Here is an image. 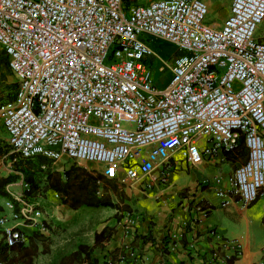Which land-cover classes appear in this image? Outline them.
Listing matches in <instances>:
<instances>
[{
	"label": "built area",
	"instance_id": "2783aa9c",
	"mask_svg": "<svg viewBox=\"0 0 264 264\" xmlns=\"http://www.w3.org/2000/svg\"><path fill=\"white\" fill-rule=\"evenodd\" d=\"M130 1L0 0V50L17 83L0 105L12 153L98 165L104 178L134 183L175 155L198 165L242 138L247 160L215 196L220 208L232 197L249 206L264 195V43L254 37L264 0H232L218 30L204 24L200 0ZM148 39L179 54L163 59ZM157 72L168 75L155 81ZM16 200L0 216L8 246L24 241L9 220L41 218L38 202ZM229 249L220 263L238 257L237 243Z\"/></svg>",
	"mask_w": 264,
	"mask_h": 264
},
{
	"label": "crops",
	"instance_id": "0c3cea01",
	"mask_svg": "<svg viewBox=\"0 0 264 264\" xmlns=\"http://www.w3.org/2000/svg\"><path fill=\"white\" fill-rule=\"evenodd\" d=\"M153 1L156 0H131L128 5L145 6ZM200 1L207 7L204 24L213 30L220 29L230 14L232 0ZM262 28H258L254 37L264 43ZM15 84L17 88L16 80ZM16 88L10 94V100L7 95L1 96L0 105L14 101ZM204 146L206 142L201 141L200 147ZM247 154L243 144L232 152L219 150L198 165H190L180 155H175L168 165L158 167L140 181L111 180L113 185H105L104 190L115 207L93 210L94 213L110 211L108 219L95 221V224L94 221H87L74 233L85 231L82 240L92 246L95 232L99 233L105 227L115 228L111 239L93 250L99 264H217L222 256L233 253L229 246L234 242L240 249L234 264H264V195L246 207L238 198L232 197L226 208L219 207L215 196L218 190H230L234 171L246 162ZM83 167L88 171L93 169L102 176L101 166ZM55 170L63 171L59 168ZM124 182L130 189H124L129 202L124 200L121 204L117 193L119 184ZM101 190H98L100 196L104 194ZM123 205L131 211L124 212V220L121 221L117 213ZM59 210L66 214L67 224L73 223L76 216L82 213V209L75 211L61 203ZM128 218L134 220L133 224L127 223ZM8 226H16L23 232L27 228L12 222ZM88 236L89 240L86 239ZM165 248L167 252L162 253Z\"/></svg>",
	"mask_w": 264,
	"mask_h": 264
},
{
	"label": "trees",
	"instance_id": "16d2710c",
	"mask_svg": "<svg viewBox=\"0 0 264 264\" xmlns=\"http://www.w3.org/2000/svg\"><path fill=\"white\" fill-rule=\"evenodd\" d=\"M1 53L0 66L9 70L8 58L4 52ZM7 97L10 100L12 95H7ZM243 144V139L240 138L237 146L232 151L237 150ZM10 153L11 148L0 139V161L4 163L11 161L12 163L11 170H0V199L10 202L15 210L19 206L16 198L32 204L44 198L46 192H53L58 196L62 205L75 211L81 208L105 209L115 207L110 197L105 195L104 190L105 185L111 186L113 181L105 180L103 176L95 175L75 163L70 164L67 169L60 173L51 170L50 165H48L50 161L47 164L46 161L48 160L43 157L29 160L21 159L17 162L13 161L14 155ZM41 159L42 162L37 168L32 167L35 164L34 161ZM45 165V168L41 167ZM100 188L104 191L101 196L98 195ZM112 190L116 192L114 187H112ZM1 213L2 208L0 207ZM55 226V228L60 227L58 224ZM20 231L24 236V241L14 246L7 245L6 238L0 231V264H35L34 259L39 254L40 246L42 247L41 253L48 255V260L43 264H99L93 256V250L102 247L115 234V228L105 227L101 232L93 234V245L89 246L82 240L85 231L79 230L67 236L66 240L54 252H51L46 245L47 239L43 233L37 231L31 235H26L22 230ZM167 245L168 242H166ZM166 252V248L162 250V253ZM234 261L235 258L230 257V259L217 264H234Z\"/></svg>",
	"mask_w": 264,
	"mask_h": 264
},
{
	"label": "rangeland",
	"instance_id": "374dc122",
	"mask_svg": "<svg viewBox=\"0 0 264 264\" xmlns=\"http://www.w3.org/2000/svg\"><path fill=\"white\" fill-rule=\"evenodd\" d=\"M264 22L262 23V25H260L259 27H263L261 29V32H264ZM258 27V28H259ZM258 28L256 30V34L258 33ZM260 32V33H261ZM148 45L149 47L152 49V51L157 54L159 57L163 58V59H169L172 55H178L179 53L176 52V49L171 45L168 44L166 42L160 41V40H150L148 39ZM2 51L0 50V57H2ZM157 75H155L154 80L158 81L159 76H166L168 75L167 72L161 74L159 72L156 73ZM161 88V86H160ZM15 90V79L14 77L10 74L9 70L5 67H1L0 66V100L3 96L5 95H10L12 92H14ZM2 96V97H1ZM0 137L2 138V142L5 145L7 144V140H6V135L3 131L1 122H0ZM14 155V159L13 161H20L21 159L19 158V156L15 153H11ZM42 162L41 160H36L34 161L35 164L32 165V167L37 168L38 165H40V163ZM49 162L46 161V163ZM32 163V162H31ZM50 169L51 170H55V169H61L64 170L66 167L70 166L69 162H66L64 160H60L57 162H53L50 161ZM79 166L83 167L86 166L90 169V167H92L91 164H86V163H79ZM42 168H45V166H41ZM12 168V163L11 161H6L5 163L3 161H0V170H11ZM57 171V170H56ZM91 172H93L96 175V171L93 169H90ZM119 193H117V197H118V201H120V203L122 204V202L125 200L126 202H129V196L125 195L124 189H129L128 187V183L124 182L119 184ZM122 190V192H121ZM101 192L103 193V191L101 190ZM121 193H123V195H121ZM116 197V198H117ZM115 198V199H116ZM114 199V200H115ZM121 199V200H120ZM7 201L0 199V207L2 208V213L0 215H7V210L5 208V204ZM39 206H40V210H41V218L39 220V224L37 223L34 227H27L25 228V234L26 235H31L33 232H40L43 233V235L45 236L46 240V245L48 247V249H50L51 252H54L55 249L61 245L63 243V241L66 239V236L68 234L74 233L76 230H78L79 227L84 226L85 223L87 221H94V224L96 222L99 221H105V219L107 220L109 212L110 211H105V210H101L99 212H95L92 208H81V212L80 214H78L75 218V220L73 221V223L71 224H67L66 220H67V216L64 212H62L60 209V202H59V198L56 194H54L53 192H46V195H44V198H41L39 201ZM59 207V208H56ZM126 211H131V210H126L125 206H121V211H119L117 213V218L118 220L123 221V213ZM96 221V222H95ZM11 221L9 220L8 223H10ZM59 223L61 226L59 228H55L56 224ZM90 236L86 237L87 240H89ZM42 251V247H39V254L38 256L34 259V263L35 264H43L48 260V255L47 254H43L41 253ZM49 251V250H48Z\"/></svg>",
	"mask_w": 264,
	"mask_h": 264
}]
</instances>
